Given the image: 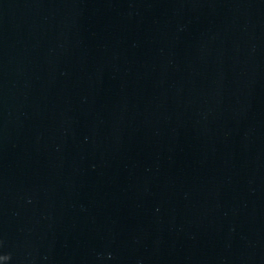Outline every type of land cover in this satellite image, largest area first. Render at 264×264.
<instances>
[{
    "label": "water",
    "instance_id": "95a60500",
    "mask_svg": "<svg viewBox=\"0 0 264 264\" xmlns=\"http://www.w3.org/2000/svg\"><path fill=\"white\" fill-rule=\"evenodd\" d=\"M0 264H264V0H0Z\"/></svg>",
    "mask_w": 264,
    "mask_h": 264
}]
</instances>
